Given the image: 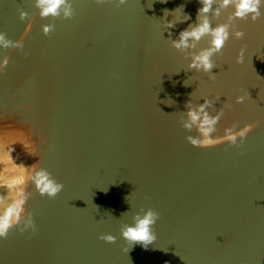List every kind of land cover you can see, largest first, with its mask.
<instances>
[{
  "label": "water",
  "instance_id": "obj_1",
  "mask_svg": "<svg viewBox=\"0 0 264 264\" xmlns=\"http://www.w3.org/2000/svg\"><path fill=\"white\" fill-rule=\"evenodd\" d=\"M36 3L0 0L10 41L0 42L9 57L0 71V211L20 174L9 149L26 169L36 163L28 134L43 153L39 166L63 187L49 198L27 184L36 231L14 227L0 238V264H264V5L255 21L233 22L244 36L214 54L209 79L188 68L209 36L193 48L171 44L195 22L199 0H70L71 18L40 17ZM230 11L209 20L225 22ZM184 13L169 37L165 20ZM29 18L23 46L13 47ZM202 98L214 101L205 109L219 117L214 134L233 121L255 126L238 145H191L196 125H182ZM146 208L158 213L155 238L129 246L120 229Z\"/></svg>",
  "mask_w": 264,
  "mask_h": 264
},
{
  "label": "clouds",
  "instance_id": "obj_2",
  "mask_svg": "<svg viewBox=\"0 0 264 264\" xmlns=\"http://www.w3.org/2000/svg\"><path fill=\"white\" fill-rule=\"evenodd\" d=\"M101 2V0H98ZM117 5L123 4L125 0H114ZM163 2V0H162ZM200 7L197 9L196 18L194 23H189L187 27L181 29L176 38H172L171 44L176 49H187L195 47V42L199 41L202 36H209L208 46L201 48L197 53H194L189 60L188 68L196 69L197 71L208 73L209 79L215 76L212 69L216 67L213 56L221 52L225 42L229 37L241 38L244 36L242 28L233 23L236 19H245L255 21L261 16V5H264V0H199ZM215 5V6H214ZM231 6V11L228 13L225 22L212 24L209 20L208 13L211 12L214 16H219L221 10L228 9ZM36 7L40 9L38 15L46 17L51 14L53 17L59 16L62 12V18H71L74 10L71 7L70 0H37ZM183 5L171 10L173 12H181ZM164 15H168L169 10H163ZM27 14L23 11L20 12V17L23 19ZM188 14L184 13L183 18L180 20H165L166 31L171 37V29L175 27L177 21L188 20ZM32 18L27 20L23 32L13 44L15 48L23 46L25 34L29 31L28 25H31ZM54 28L52 21L41 26V31L47 35ZM0 42L4 46L9 45L10 41L4 38L3 33H0ZM244 48L238 49L236 54V62L240 63L243 60ZM8 55L0 57V71L8 64ZM248 91L242 95L235 96V102H242ZM219 99V97H216ZM214 101L208 98H202V103L196 109L188 107L186 111L187 120L183 123L185 129H190L192 124L196 125V134L187 135V141L193 146H211L220 142L227 141L229 144L238 145L239 141H243L246 134L255 126V122L244 123L242 126H237V122L233 121L231 124L224 127L220 134H214L216 131L214 125L218 122V115L209 116L205 110ZM191 121V123H189ZM31 137L32 147L30 154L35 156L36 163L27 168L22 163H16L12 158L13 149H9V160L13 168L19 169V175L7 185L8 189L15 188L13 199L10 205L0 211V238L7 236L12 228L17 231L24 232L30 230L36 231V225L33 220L32 212L26 207L27 198L31 193L26 191L27 184L30 183L36 192L40 195H47L49 198L54 197L63 187L62 183L56 180L52 174L45 168L40 167V161L43 153L37 151L39 143L35 137ZM26 173V176H25ZM17 185H19L17 187ZM0 197V202H2ZM158 213L152 208H146L143 213H136L134 222L123 226L120 229V235L131 246L132 242H139L141 246L146 247L149 242L155 238L152 225L155 223ZM107 242H112L115 237L111 233H102L99 236ZM128 248V247H127ZM126 248V250H127Z\"/></svg>",
  "mask_w": 264,
  "mask_h": 264
}]
</instances>
